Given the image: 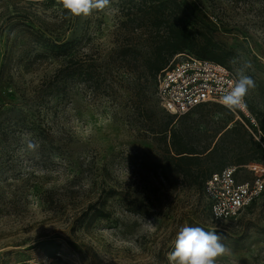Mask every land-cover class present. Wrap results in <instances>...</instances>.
Returning <instances> with one entry per match:
<instances>
[{
  "label": "rangeland",
  "instance_id": "obj_1",
  "mask_svg": "<svg viewBox=\"0 0 264 264\" xmlns=\"http://www.w3.org/2000/svg\"><path fill=\"white\" fill-rule=\"evenodd\" d=\"M177 1L213 23L208 36L235 73L250 62L255 85L246 99L257 127L220 106L175 118L190 147L214 151L191 169L236 161L239 181H250L245 167L264 166L263 153H246L264 123V0ZM129 5L72 17L62 0H0V264H170L185 226L221 236L216 264H264V194L236 219L214 221L203 188L189 186L196 176L177 174L170 138L155 134L167 116L155 79L113 64L120 46L154 49L151 35L122 31ZM71 57L97 62L100 82L73 73Z\"/></svg>",
  "mask_w": 264,
  "mask_h": 264
},
{
  "label": "trees",
  "instance_id": "obj_2",
  "mask_svg": "<svg viewBox=\"0 0 264 264\" xmlns=\"http://www.w3.org/2000/svg\"><path fill=\"white\" fill-rule=\"evenodd\" d=\"M127 1V0H126ZM136 3L135 0H128L129 7L123 13V21H121V29L123 32H128L130 35H151L150 45L154 49L142 53L133 49L132 45H123L118 47L114 56V65L123 66L130 74H136L139 68H143L146 75L155 79L157 87V76L163 71L171 60L180 54L193 55L199 59L211 61L223 66H226L227 59L231 56L230 53L222 49L210 36V27L213 23L210 21H201L199 17H192L193 12H198V9L188 1L178 2L177 0H140ZM59 49L67 50L71 46V42H65L58 45ZM74 58H70V66H75L73 73L80 72L81 75L87 76L96 84L100 82L99 71L95 64L89 63L88 67L73 63ZM69 67V66H68ZM139 72V71H138ZM142 74L138 73L137 88H140ZM202 106H220V105H202ZM201 107V106H199ZM223 107V106H220ZM198 108V107H197ZM225 108V107H224ZM232 112V111H230ZM142 115L149 113L141 110ZM233 113V112H232ZM237 115L244 116L240 111L236 110ZM149 117V116H148ZM176 116L167 114L166 123L160 129V134L164 142L168 145L169 154L174 153L172 160L176 162L178 168L177 174L185 179L196 176L195 180L189 184L190 187L203 188L206 182L212 178L214 174L222 172L228 166H237L239 170L242 168L236 161L223 167L220 172L213 173L207 169L199 168V171H192L191 163L200 162L201 157L205 154L209 155L214 151L206 150L199 152L197 149L190 147L181 133L174 126ZM264 136V123L260 130ZM250 146L246 152L255 154L261 152L264 154V149L251 138L248 141ZM171 150V151H170Z\"/></svg>",
  "mask_w": 264,
  "mask_h": 264
},
{
  "label": "built area",
  "instance_id": "obj_3",
  "mask_svg": "<svg viewBox=\"0 0 264 264\" xmlns=\"http://www.w3.org/2000/svg\"><path fill=\"white\" fill-rule=\"evenodd\" d=\"M236 78L231 68L186 53L180 54L157 76V97L167 114L181 117L202 105L223 106L220 98ZM245 105L237 110L251 118L252 125L257 127L249 113L246 97ZM232 112L236 114V111ZM255 132L256 141L264 149L262 132L259 129ZM245 169L252 174V180L239 181V167L232 165L206 182L204 193L214 221L236 219L264 194V166L251 164Z\"/></svg>",
  "mask_w": 264,
  "mask_h": 264
},
{
  "label": "clouds",
  "instance_id": "obj_4",
  "mask_svg": "<svg viewBox=\"0 0 264 264\" xmlns=\"http://www.w3.org/2000/svg\"><path fill=\"white\" fill-rule=\"evenodd\" d=\"M111 0H62L63 8L69 16H88L93 10H103L110 5ZM234 62V61H232ZM250 62H245L236 71V80L224 92L220 103L229 111L244 108L245 97L254 85L253 79L245 74L250 68ZM34 148V144H29ZM221 236L216 231H206L201 227H182L175 239L174 251L169 254L170 264H216V258L227 249L221 242Z\"/></svg>",
  "mask_w": 264,
  "mask_h": 264
}]
</instances>
